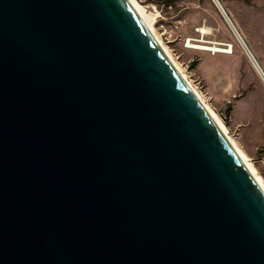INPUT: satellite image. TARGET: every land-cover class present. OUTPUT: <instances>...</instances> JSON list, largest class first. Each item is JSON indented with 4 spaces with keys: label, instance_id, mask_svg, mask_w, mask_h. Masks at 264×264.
Wrapping results in <instances>:
<instances>
[{
    "label": "water",
    "instance_id": "obj_1",
    "mask_svg": "<svg viewBox=\"0 0 264 264\" xmlns=\"http://www.w3.org/2000/svg\"><path fill=\"white\" fill-rule=\"evenodd\" d=\"M0 264H264L263 182L131 0H0Z\"/></svg>",
    "mask_w": 264,
    "mask_h": 264
},
{
    "label": "rangeland",
    "instance_id": "obj_2",
    "mask_svg": "<svg viewBox=\"0 0 264 264\" xmlns=\"http://www.w3.org/2000/svg\"><path fill=\"white\" fill-rule=\"evenodd\" d=\"M137 1L264 182V81L219 8L213 0ZM219 1L264 72V0Z\"/></svg>",
    "mask_w": 264,
    "mask_h": 264
},
{
    "label": "bare ground",
    "instance_id": "obj_3",
    "mask_svg": "<svg viewBox=\"0 0 264 264\" xmlns=\"http://www.w3.org/2000/svg\"><path fill=\"white\" fill-rule=\"evenodd\" d=\"M214 3L216 4V6L219 8L220 12L223 14V16L225 17L226 21L228 22V24L230 25V27L233 29V31H235L236 25L234 23H232V21L230 20V17L228 16L227 12L225 11V9L222 7V3L219 0H213ZM131 2L140 10V12L142 13V15L144 16L145 20L150 24V26L153 28V26L151 25V23L148 21L147 18V14L145 11V8L137 1V0H131ZM153 30L155 31V29L153 28ZM238 30V29H237ZM156 33V31H155ZM157 34V33H156ZM158 36V35H157ZM159 37V36H158ZM242 37V36H241ZM159 39L161 40V38L159 37ZM162 42V41H161ZM165 46V45H164ZM199 48H203L206 50H210V51H227L226 49L223 48H218V47H214V46H206V47H199ZM167 49V48H166ZM168 51V49H167ZM169 52V51H168ZM250 51L247 52V54L249 55L251 61L253 62L254 66L256 67L257 71L259 72L260 76L262 77L263 81H264V72L262 71V68L260 67V65L258 64L257 60L253 57L252 53ZM174 60V59H173ZM175 61V60H174ZM176 63V61H175ZM177 64V63H176ZM177 66L179 67V65L177 64ZM179 69L181 70V68L179 67ZM182 71V70H181ZM183 73V71H182ZM184 74V73H183ZM185 75V74H184ZM186 77V76H185ZM187 78V77H186ZM189 81V80H188ZM190 82V81H189ZM191 84V82H190ZM192 85V84H191ZM193 86V85H192ZM194 88V87H193ZM195 89V88H194ZM196 90V89H195ZM196 92L198 93L199 96L200 93L196 90ZM209 110L213 113V115L219 120V122L221 123V125L224 127V129L227 131V128L225 127L224 123L221 121V119L219 118V116L216 114V112H214L209 106H208ZM228 133V132H227ZM232 139V138H231ZM233 140V139H232ZM234 141V140H233ZM235 142V141H234ZM236 143V142H235ZM237 144V143H236ZM238 148L240 149V151L242 152V154L245 156V158L248 160V162L250 163V165L252 166V168L254 169V171L256 172L258 178L263 182V178L258 174V172L256 171L254 165L249 161L246 153L239 147V145L237 144ZM264 184V182H263Z\"/></svg>",
    "mask_w": 264,
    "mask_h": 264
}]
</instances>
